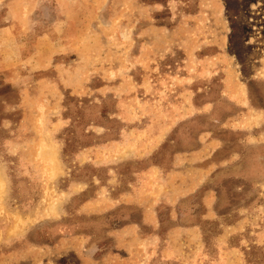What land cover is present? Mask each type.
Instances as JSON below:
<instances>
[{"label": "rangeland", "instance_id": "1", "mask_svg": "<svg viewBox=\"0 0 264 264\" xmlns=\"http://www.w3.org/2000/svg\"><path fill=\"white\" fill-rule=\"evenodd\" d=\"M0 264H264V0H0Z\"/></svg>", "mask_w": 264, "mask_h": 264}]
</instances>
